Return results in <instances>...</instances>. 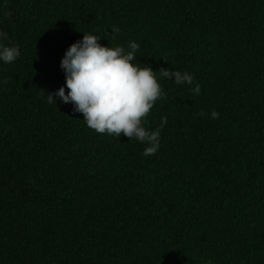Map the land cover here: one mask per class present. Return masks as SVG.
Masks as SVG:
<instances>
[{"label": "trees", "instance_id": "16d2710c", "mask_svg": "<svg viewBox=\"0 0 264 264\" xmlns=\"http://www.w3.org/2000/svg\"><path fill=\"white\" fill-rule=\"evenodd\" d=\"M0 29V264H264V0H0ZM83 32L192 74L157 72L154 155L47 103Z\"/></svg>", "mask_w": 264, "mask_h": 264}, {"label": "clouds", "instance_id": "9594fccd", "mask_svg": "<svg viewBox=\"0 0 264 264\" xmlns=\"http://www.w3.org/2000/svg\"><path fill=\"white\" fill-rule=\"evenodd\" d=\"M118 31H112L111 40ZM101 38L83 32V38L66 49L60 63L65 85L47 93V103L71 104L73 112L81 113L90 129L117 137L123 134L145 145L143 156L154 155L161 146V131L168 122L167 116H163L158 128L146 126L150 111L165 96L157 72L178 85H191L193 76L187 71L153 70L148 64L141 67L137 61L138 43L132 41L127 47L103 46ZM5 40L8 33L0 29V63L12 64L20 57V48L3 43ZM195 91L200 92L199 86ZM218 115L216 111L211 113L213 119Z\"/></svg>", "mask_w": 264, "mask_h": 264}]
</instances>
